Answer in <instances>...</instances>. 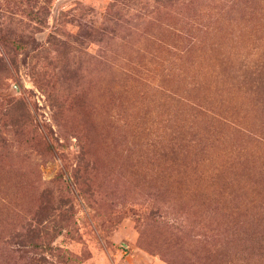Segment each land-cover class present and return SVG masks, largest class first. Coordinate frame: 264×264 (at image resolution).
Returning a JSON list of instances; mask_svg holds the SVG:
<instances>
[{
	"label": "rangeland",
	"instance_id": "1",
	"mask_svg": "<svg viewBox=\"0 0 264 264\" xmlns=\"http://www.w3.org/2000/svg\"><path fill=\"white\" fill-rule=\"evenodd\" d=\"M229 237L264 257V0H0L1 264Z\"/></svg>",
	"mask_w": 264,
	"mask_h": 264
},
{
	"label": "trees",
	"instance_id": "2",
	"mask_svg": "<svg viewBox=\"0 0 264 264\" xmlns=\"http://www.w3.org/2000/svg\"><path fill=\"white\" fill-rule=\"evenodd\" d=\"M254 232V230H251ZM245 245V248L242 249L241 253H237V249H241ZM224 250V254H218L217 258L219 262L222 264H231L235 262L237 264H264L263 258H256L255 255L261 250V248L257 247L254 244H251L250 241L245 242L244 244H239V242L232 238H227L222 244ZM237 248V249H236ZM233 249H236L232 251ZM1 264V262H0ZM25 264H35L33 259H28ZM218 264V263H217Z\"/></svg>",
	"mask_w": 264,
	"mask_h": 264
}]
</instances>
